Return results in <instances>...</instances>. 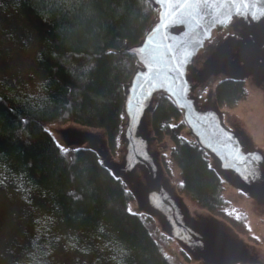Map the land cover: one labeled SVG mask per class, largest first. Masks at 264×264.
Segmentation results:
<instances>
[{
    "label": "trees",
    "instance_id": "16d2710c",
    "mask_svg": "<svg viewBox=\"0 0 264 264\" xmlns=\"http://www.w3.org/2000/svg\"><path fill=\"white\" fill-rule=\"evenodd\" d=\"M6 1L0 36L19 48L35 39L38 81L32 93L15 78L0 80V209L7 227L0 264H50L56 257L67 264H193L184 244L138 210L121 174L90 148L63 147L50 129L71 123L96 130L119 155L123 88L137 66L120 51L142 39L158 8L148 0ZM220 89L213 90L219 105ZM226 98L238 99L233 92ZM148 120L164 176L188 207L259 243L250 198L215 172L174 102L156 94Z\"/></svg>",
    "mask_w": 264,
    "mask_h": 264
},
{
    "label": "water",
    "instance_id": "95a60500",
    "mask_svg": "<svg viewBox=\"0 0 264 264\" xmlns=\"http://www.w3.org/2000/svg\"><path fill=\"white\" fill-rule=\"evenodd\" d=\"M158 8L154 24L142 39L120 52L132 54L137 62L123 88L121 151L114 157L101 132L69 123L50 129L60 144L69 149L94 150L103 165L121 174L130 184L138 210L154 217L162 231L184 244L194 260L204 264H256L258 254H249L245 241L218 217L193 212L164 176L160 153L152 147L154 137L148 115L156 94L169 97L182 112L188 133L210 157L212 168L229 185L246 194L254 206H264V153L250 138L226 126L214 92L200 102L193 94L198 84L223 71L237 76L235 67L225 69L221 55L203 62L192 76L190 64L212 29H220L241 10L252 29V14L261 11L264 0H187L195 9H175L162 26L164 12L185 0H148ZM191 13V14H190ZM248 14V15H247ZM157 27L160 30L154 31ZM144 48L143 53L139 49ZM254 255H256L254 257Z\"/></svg>",
    "mask_w": 264,
    "mask_h": 264
},
{
    "label": "flooded vegetation",
    "instance_id": "af4514ba",
    "mask_svg": "<svg viewBox=\"0 0 264 264\" xmlns=\"http://www.w3.org/2000/svg\"><path fill=\"white\" fill-rule=\"evenodd\" d=\"M244 15L246 14L239 10L220 29H212L210 38L204 41L194 56L188 75L192 76L202 67L203 62L217 54H220L222 61L226 63L225 69L231 71V67H235L237 76H229L221 71L208 78L205 83L198 84L193 94L202 102L210 89L213 91L221 87V96L225 99H221L220 105L217 104L226 126L250 138L254 146L264 153V5L261 11L252 14V29ZM233 84L234 87L229 88ZM232 92L238 99L229 103L227 101L230 100L226 96ZM251 205L258 224L264 231V206H254L252 201ZM254 214L252 216L256 218ZM254 230L256 231V227ZM258 241L259 243H255L250 240L251 244L245 241L242 245L250 255H263L261 260L255 257L256 255L254 257L256 264H264L261 245L264 242L263 237H259ZM238 263L248 264L247 261ZM193 264L204 263L193 259Z\"/></svg>",
    "mask_w": 264,
    "mask_h": 264
},
{
    "label": "rangeland",
    "instance_id": "374dc122",
    "mask_svg": "<svg viewBox=\"0 0 264 264\" xmlns=\"http://www.w3.org/2000/svg\"><path fill=\"white\" fill-rule=\"evenodd\" d=\"M6 3H7L6 0H0V16H5L8 13L7 9L4 7L5 5H7ZM12 35L13 34L11 33V38L14 39L15 36ZM34 40L35 39H25L23 44L24 46L19 48L13 42H10L8 40H3L2 37L0 36V55L7 54V57L4 59V61H2V59L0 60V80L8 77L9 79L15 78L13 80L16 83L24 85L23 88H25L28 92H32V93L36 90L37 81H38L33 76V73L35 72L36 69L35 63H36V55L38 51V46L36 45ZM14 81H10V82H14ZM193 212L200 213L201 211L191 210V213ZM250 214L251 216L254 214L253 209L252 210L250 209ZM4 219H5L4 214L0 209V249L2 248V245L5 243L4 240L7 239V227ZM251 223L254 226V229L256 227V231L258 234H260V237H263L264 239V231L258 224L257 216L256 218L254 216L251 217ZM261 245L263 246L262 250L264 252V242ZM3 255L11 259L13 253L11 250L6 249L3 251ZM260 257L263 258V255L261 254L258 255L259 260H261ZM65 262L66 259L56 257L54 259H51L50 264H67Z\"/></svg>",
    "mask_w": 264,
    "mask_h": 264
},
{
    "label": "snow or ice",
    "instance_id": "6c2138e0",
    "mask_svg": "<svg viewBox=\"0 0 264 264\" xmlns=\"http://www.w3.org/2000/svg\"><path fill=\"white\" fill-rule=\"evenodd\" d=\"M204 4H207V0H203ZM197 7L196 4L194 3H188L187 0H185L184 3H180L177 5H174L173 12H164L163 17H162V26L165 25L168 21V18L174 14L175 9H182V8H190V9H195ZM191 14V13H190ZM160 28L157 27L154 29V31H159ZM145 51L144 48L139 49V53H143Z\"/></svg>",
    "mask_w": 264,
    "mask_h": 264
}]
</instances>
